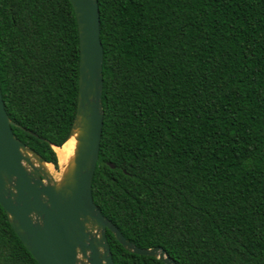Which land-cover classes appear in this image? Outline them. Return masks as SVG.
I'll list each match as a JSON object with an SVG mask.
<instances>
[{
    "label": "trees",
    "instance_id": "1",
    "mask_svg": "<svg viewBox=\"0 0 264 264\" xmlns=\"http://www.w3.org/2000/svg\"><path fill=\"white\" fill-rule=\"evenodd\" d=\"M97 4L94 204L126 240L176 264H264V0ZM78 63L70 0H0L3 105L14 135L55 169ZM106 237L113 264H164ZM0 264H38L1 205Z\"/></svg>",
    "mask_w": 264,
    "mask_h": 264
},
{
    "label": "water",
    "instance_id": "2",
    "mask_svg": "<svg viewBox=\"0 0 264 264\" xmlns=\"http://www.w3.org/2000/svg\"><path fill=\"white\" fill-rule=\"evenodd\" d=\"M70 3L79 44L76 111L67 138L77 132L72 166L53 179L44 166L49 163L14 135L0 91V205L38 264H113L106 230L131 253L176 264L160 247L143 249L126 240L93 202L103 127L99 9L97 0Z\"/></svg>",
    "mask_w": 264,
    "mask_h": 264
},
{
    "label": "bare ground",
    "instance_id": "3",
    "mask_svg": "<svg viewBox=\"0 0 264 264\" xmlns=\"http://www.w3.org/2000/svg\"><path fill=\"white\" fill-rule=\"evenodd\" d=\"M77 132L75 131L71 137L65 142L66 144L61 148H55L59 157V165L64 168V173L67 172L71 166L77 146ZM48 171L51 170L50 164H44Z\"/></svg>",
    "mask_w": 264,
    "mask_h": 264
},
{
    "label": "rangeland",
    "instance_id": "4",
    "mask_svg": "<svg viewBox=\"0 0 264 264\" xmlns=\"http://www.w3.org/2000/svg\"><path fill=\"white\" fill-rule=\"evenodd\" d=\"M62 173H64V168L58 165V168L55 169L53 166H51L50 174L53 177L54 180L59 181L61 178Z\"/></svg>",
    "mask_w": 264,
    "mask_h": 264
}]
</instances>
